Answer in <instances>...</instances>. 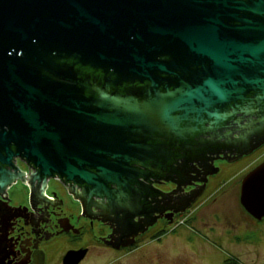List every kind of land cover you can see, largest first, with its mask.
Wrapping results in <instances>:
<instances>
[{"label":"water","instance_id":"water-1","mask_svg":"<svg viewBox=\"0 0 264 264\" xmlns=\"http://www.w3.org/2000/svg\"><path fill=\"white\" fill-rule=\"evenodd\" d=\"M181 2L189 18L178 26L164 23L165 0H0V120L6 102L10 139L43 174L78 178L107 192L108 184L118 182L126 170L121 161L128 158L118 151L139 145L124 143L131 127H164L178 135L183 131L178 119L190 113L213 118L203 130L211 132L218 144L224 134L230 142H249V151L263 140L258 132L264 130V0H234L235 10L248 13L229 14L240 22L235 26L215 20L212 11L191 0ZM225 2L212 0L223 6ZM195 12L204 15L201 21L192 19ZM161 39L164 42H157ZM159 47L170 61L156 59L163 52ZM73 54L117 75L148 79L154 93L127 103L123 112L111 110L108 102L115 107L126 98L104 94L89 99L51 79L50 75L70 79L55 59ZM191 65L200 69L187 71ZM167 67H178L184 76H176L174 84L162 91L148 69ZM248 93L252 96L247 100ZM237 101L243 102L229 111L216 108ZM39 109L48 120L56 113L57 123L67 111L73 133L66 137L49 127ZM227 120L248 130L235 137H230L233 129L216 132ZM5 144V132H0V146L9 156ZM239 200L250 215L264 217V160L243 177Z\"/></svg>","mask_w":264,"mask_h":264},{"label":"flooded vegetation","instance_id":"flooded-vegetation-1","mask_svg":"<svg viewBox=\"0 0 264 264\" xmlns=\"http://www.w3.org/2000/svg\"><path fill=\"white\" fill-rule=\"evenodd\" d=\"M181 1L185 0H165V24L181 26L187 23L188 8L183 7ZM191 1L200 8L209 9L211 17L229 26L240 24L230 19L229 14L238 17L248 15L233 8L237 4L233 3L234 0H226L225 6L213 4L212 0ZM237 1L249 3L251 0ZM202 16L195 12L192 19L201 21ZM220 29L231 37L235 35L227 29ZM157 42H164V39ZM159 48L163 52L157 54L156 59L170 61L164 47ZM55 61L70 79L50 75L53 81L72 86L78 94L93 100L104 94L126 98L124 104L115 107L108 102L111 110L123 112L127 103L141 102L154 93L153 83L148 79L117 75L110 68L81 62L74 54ZM188 69L196 71L200 66L191 65ZM148 72L155 74L156 87L162 91L174 84L176 76H184V71L178 67H167V71L151 68ZM251 96L248 93L247 100ZM242 102L216 108L219 112L229 111ZM8 107L5 102V114L0 120V132H5V146L10 152L8 156L0 146V264H167L165 251L169 246H176V239L184 242L178 225L182 218L191 225H198L202 220L205 226L212 217L215 220L226 218L227 223L223 214L220 218L217 213L209 214V219H202L200 217L203 216L199 217L191 210L202 202L203 196L210 200L218 195L223 197L229 187L234 188V199L240 205L239 223L230 221L220 234L222 239L226 237L232 254L213 264H264V259L242 256V251L249 246H262L264 250V217L257 219L250 215L239 200L243 177L264 160V130L258 132L263 133V140L246 151L250 148L249 142H230L224 134L219 141L222 144H218L211 132L203 130L213 122V118L205 113H190L182 117L183 112H178L182 117L178 119V126L183 129L178 135L164 127H131L132 131L124 134V143L139 145L118 151L128 158L125 163L121 161L126 170L121 171L123 174L118 182L108 184L105 192L78 178L67 179L56 172L43 174L40 167L24 156L10 139L11 126L6 116ZM54 109L51 108L52 111ZM38 112L49 127L62 131L66 137L73 133L69 131L70 112V115L67 111L60 115V123L55 121L59 117L56 113L48 120L44 110L39 109ZM246 117L248 115H244ZM236 127L234 121L227 120L225 126L216 132L233 129L230 137H235L238 132L248 130L246 126L242 130ZM250 157L244 167L235 169L236 164ZM15 190L22 194L16 195ZM208 228L215 233L214 225ZM145 246L150 252L144 251ZM200 261L196 259L192 263H205ZM174 262L177 263L172 264H185L187 260Z\"/></svg>","mask_w":264,"mask_h":264},{"label":"rangeland","instance_id":"rangeland-1","mask_svg":"<svg viewBox=\"0 0 264 264\" xmlns=\"http://www.w3.org/2000/svg\"><path fill=\"white\" fill-rule=\"evenodd\" d=\"M253 157V156H252ZM247 158L243 162H240L236 164L235 169H241L244 167V165L252 158ZM233 176L232 178H234ZM56 188V186H53ZM224 188V187H223ZM222 188V189H223ZM233 187H229L227 189L226 194L222 197L220 195L216 196L214 200H210L209 198H204L207 196L202 197V202L200 204H197L191 211L196 212L199 217L202 219L208 218L209 214L212 216V214L217 213V217L226 216L227 217V223L226 218H221L219 220L211 218V222H206L205 226L201 222H198L197 225H191L189 224V221L185 218H182L178 225L181 227V233L180 235L183 236V240L176 239L174 243H176V246H169V249L165 251L164 255L165 258H167L169 262H166L167 264L177 263L174 262L180 261V260H187L189 263H192L194 260H202L205 261L204 264H213L214 262L228 258L232 252L229 250L227 246H229V243L226 240V237H221V233L223 234L226 230L225 228L230 225V221L234 223H239L238 219L239 212L240 211V205H238L235 201V195L232 192ZM184 188L182 189V191ZM14 193L18 196L22 194L20 193V190H15ZM20 193V194H19ZM181 193V192H180ZM238 212V213H237ZM216 218V217H215ZM208 221V220H207ZM214 225V231L215 233L210 231L209 226L212 227ZM220 237V239H219ZM250 239V237H249ZM177 243L180 244L177 246ZM171 244V243H170ZM176 247V249H173ZM148 250L150 252V249H148V246L144 247V251ZM152 251L155 250V248L151 249ZM243 258L251 259V258H260L264 259V250L262 246L260 247H253L249 246L247 250L242 251ZM200 261V262H202ZM187 262H184L187 264ZM195 264V263H192Z\"/></svg>","mask_w":264,"mask_h":264}]
</instances>
